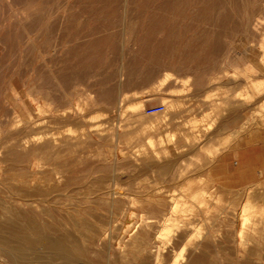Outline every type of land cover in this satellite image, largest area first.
Here are the masks:
<instances>
[{
  "label": "rangeland",
  "instance_id": "1",
  "mask_svg": "<svg viewBox=\"0 0 264 264\" xmlns=\"http://www.w3.org/2000/svg\"><path fill=\"white\" fill-rule=\"evenodd\" d=\"M243 1L0 0V226L13 216L20 226L68 229L87 250V264H153L149 249H116L123 222L139 220L151 251L160 248L159 264H170L186 243L183 264L196 258L200 264H264V0ZM171 103L175 136L169 139L179 152L168 146L169 155L162 151L160 160H146L140 124L165 116ZM160 106L164 112L146 113ZM34 136L58 145L42 171L35 157L6 155ZM68 136L84 145L57 154ZM195 138L200 141L193 146ZM121 155L126 157L116 161ZM145 161L155 167L141 170ZM48 170L62 172L60 186L44 199L28 195L38 184L20 182ZM114 173L128 176L120 182L124 195L113 203L97 179ZM202 190L209 191L207 204L199 206L189 197ZM171 196L193 213H181V206L180 215L173 214L180 229L169 234V243L157 238ZM247 199L260 225L254 219L243 247L235 215ZM102 227L112 228L108 259L107 246L99 244ZM6 260L0 263L15 264Z\"/></svg>",
  "mask_w": 264,
  "mask_h": 264
},
{
  "label": "bare ground",
  "instance_id": "2",
  "mask_svg": "<svg viewBox=\"0 0 264 264\" xmlns=\"http://www.w3.org/2000/svg\"><path fill=\"white\" fill-rule=\"evenodd\" d=\"M243 1V0H242ZM251 1V0H250ZM260 1V0H259ZM244 2V1H243ZM69 4V3H68ZM244 4V3H243ZM246 5V4H245ZM244 5V6H245ZM65 8V7H64ZM243 8V7H242ZM246 14L248 15V13L246 12ZM245 16V15H243ZM259 16V15H258ZM246 17V16H245ZM244 18V17H243ZM249 18V17H248ZM239 19V18H238ZM251 20V19H250ZM243 21V20H242ZM248 22V20H247ZM244 23V22H243ZM125 24V23H124ZM249 24V22L247 23ZM242 26V25H241ZM245 33V32H244ZM244 36V35H243ZM245 37V36H244ZM242 37V38H244ZM245 39V38H244ZM34 49V48H33ZM37 49V48H36ZM216 50V49H215ZM242 50V49H241ZM52 52V51H51ZM243 52V50H242ZM239 54V53H238ZM111 55V54H110ZM229 55V53H228ZM228 57V56H227ZM263 61V60H262ZM124 63V62H122ZM122 68V67H121ZM255 68V67H254ZM260 70V68H259ZM263 70V69H262ZM168 76V75H167ZM115 78V77H114ZM166 78V77H165ZM164 78V82H160L159 86L161 87V85H163L166 80ZM111 80V79H110ZM15 81V80H14ZM16 82V81H15ZM34 88V87H33ZM120 91V90H119ZM39 92V90L36 91V93ZM29 93V92H28ZM31 93V92H30ZM32 94V93H31ZM43 96V95H42ZM41 96V97H42ZM45 97V96H44ZM87 98V97H86ZM15 99V98H14ZM33 99V98H32ZM46 99V98H45ZM44 99V100H45ZM84 99V98H83ZM102 99V98H101ZM47 100V99H46ZM95 100V99H94ZM166 100V99H165ZM6 101V100H5ZM16 101V99H15ZM35 101V100H33ZM89 102V101H87ZM17 103V102H16ZM25 103V102H24ZM85 103V102H84ZM18 104V103H17ZM26 104V103H25ZM86 104V103H85ZM90 104V103H89ZM97 104V103H95ZM110 104V103H109ZM140 104V103H139ZM32 105V104H31ZM30 105V106H31ZM87 105V104H86ZM168 105V104H167ZM18 106V105H17ZM141 106V105H140ZM137 105H135L132 110L136 112V109L138 107H140ZM143 106V105H142ZM20 107V106H19ZM24 107V106H23ZM176 106H174L173 103L169 104L168 107H167V114L163 117H161L160 119H154V120H143L140 124V133L142 135V137H139V141L140 142H143V147L144 149H141V155L143 156V158H145L146 160H150L151 159H154V160H160L161 158V153L162 151H164V155H169V151H167V149L169 148L168 146H172V147H175V145L177 144H173L171 139H169L170 137L172 136H175V134H172V131H171V128H172V125L174 124L172 121L174 120V113L176 112ZM83 108V107H82ZM134 108H136L134 110ZM141 108V107H140ZM138 108V110L140 109ZM29 109V108H28ZM22 110V109H21ZM32 110V109H31ZM79 110L80 107H79ZM35 111V110H34ZM30 112V111H29ZM33 112V111H32ZM82 112V111H81ZM138 112V111H137ZM35 113V112H33ZM46 113V112H45ZM29 114V113H28ZM31 114V112H30ZM29 114V115H30ZM36 114V113H35ZM34 114V115H35ZM33 115V116H34ZM38 115V114H37ZM138 115V114H137ZM15 116V115H14ZM17 116V115H16ZM20 117V116H19ZM33 118V117H32ZM38 118V117H37ZM29 119V118H28ZM91 119V118H90ZM30 121V120H29ZM3 122V121H2ZM21 122V120H20ZM23 122V121H22ZM7 123V122H5ZM16 123V121H15ZM29 123V122H28ZM89 123V122H88ZM21 124V123H20ZM27 124V123H26ZM35 124V123H34ZM39 123L35 124V125H38ZM4 125V123L2 124ZM19 125V123H18ZM34 125V126H35ZM40 125V124H39ZM197 125V124H196ZM125 126V125H124ZM124 126H121V127H124ZM36 127V126H35ZM45 128V127H44ZM120 127H118L117 129H119ZM135 128V127H134ZM196 128V127H195ZM18 129V128H17ZM128 129H129V124H128ZM138 129V128H137ZM194 129V128H193ZM2 130V129H1ZM19 130V129H18ZM123 130V129H122ZM209 130V128H208ZM6 131V130H5ZM17 131V130H16ZM15 131V133H16ZM44 131V130H43ZM82 131V130H81ZM126 131V130H125ZM17 132H20V131H17ZM41 132V131H39ZM4 133V132H3ZM52 133V132H51ZM76 133V132H75ZM139 133V132H138ZM139 133V134H140ZM44 134V133H43ZM65 134V133H64ZM166 134V135H165ZM199 134V132H198ZM12 135V134H10ZM26 135V134H24ZM34 135V134H33ZM42 135V134H41ZM53 135V134H52ZM55 135V134H54ZM59 135V134H58ZM61 135V134H60ZM144 135V136H143ZM31 136V135H30ZM73 136V135H72ZM83 136V135H82ZM85 136V135H84ZM9 137V136H7ZM19 137V136H18ZM22 137V135H21ZM27 137V136H26ZM35 137V136H34ZM27 139L25 138V140H23V142H19L18 144H14L13 146L10 147V149L8 150L7 152V156H12L14 159H17L18 161H23V160H26L27 158H30V157H35L36 158V168L38 169H42L44 170V167L46 165V162L48 160H50L53 156V151L54 149H57L58 145H55L53 142H43L41 144V141L43 138L40 139L39 138V141L38 139ZM47 137V136H46ZM55 137L54 136V140H55ZM65 137V136H64ZM64 137H63V140L61 141V144L59 145L60 149L56 150V153L57 154H60L61 152H64L66 150H70L74 147H78V146H82L84 145V142L81 141V139L79 138H75L73 140H71L68 136V140H64ZM58 138V136H57ZM22 139V138H21ZM24 139V138H23ZM129 139V138H128ZM131 139V137H130ZM196 139V138H195ZM13 140V139H12ZM11 140V141H12ZM45 140H47V138H45ZM49 140V139H48ZM6 141V140H5ZM53 141V140H52ZM200 139H196L193 141L192 145L194 146L195 144L199 143ZM60 142V141H59ZM58 142V143H59ZM127 142V141H126ZM9 144V142H8ZM7 144V145H8ZM142 144V143H141ZM140 144V146H141ZM5 145V144H4ZM168 147V148H167ZM76 150V149H75ZM2 151V150H1ZM7 151V150H6ZM52 151V152H51ZM140 151V149H139ZM174 151L175 152H179V148L175 147L174 148ZM122 152V151H121ZM173 152V151H172ZM2 154V153H1ZM72 154H73V151H72ZM119 155V154H118ZM140 155V156H141ZM182 155V154H181ZM128 156V155H127ZM126 157V155H121V157L116 160V161H119V160H123V158ZM129 157V156H128ZM58 158V157H57ZM78 158V157H77ZM81 158V157H80ZM79 158V159H80ZM167 158V157H166ZM76 159V158H75ZM144 159V160H145ZM56 160V159H55ZM54 160V161H55ZM6 161V160H4ZM52 161V160H50ZM59 161V160H58ZM149 161V162H150ZM176 161V160H175ZM53 162V161H52ZM139 162V160H138ZM163 162V161H161ZM160 162V163H161ZM18 163V162H17ZM57 163V162H55ZM60 163V162H59ZM141 163V162H140ZM154 163V162H153ZM53 164V163H52ZM116 164V163H115ZM177 164V163H176ZM131 165V164H130ZM1 166V165H0ZM35 166V165H34ZM116 166V165H114ZM135 166V165H134ZM133 166V167H134ZM59 167V166H58ZM129 167V166H128ZM155 165L153 164H149L145 161V163L142 164L141 166V170H145V169H151V168H154ZM160 167L162 168H167V167H170V164H164V165H161ZM177 167V166H176ZM4 168V167H3ZM35 168V169H36ZM53 168V167H52ZM55 169V168H54ZM135 169V167H134ZM28 170V169H27ZM62 170V168H61ZM1 171V170H0ZM37 171V170H36ZM40 171V170H39ZM56 171V170H55ZM60 171V170H59ZM70 171V170H69ZM133 171V169H132ZM2 172V171H1ZM30 172V171H29ZM116 172V171H115ZM31 173V172H30ZM62 173L61 171L60 172H44L41 173V177L40 178H31V177H28L27 180H23L21 181L20 183H23V184H34L33 186H35V183L38 184L37 187L35 188H32V191L31 192H28L27 194L32 196V197H40L41 199H44L45 197H47L51 190H53L54 188H57L60 186V183H62V179L63 177L61 175L63 174H60ZM104 173V172H103ZM123 173V172H122ZM135 174V172H133ZM138 173H139V170H138ZM120 174V173H119ZM146 174V173H145ZM20 175V174H19ZM31 175V174H30ZM17 176V175H16ZM22 176V175H21ZM35 176V175H34ZM128 176V175H126ZM125 175L124 176H121V175H118L116 173H114L109 180H105V179H102V178H98V188H100V190H104L105 192L103 193V197H107L108 199H110L113 203L115 202V200L118 198V197H122L124 195V193L121 191V185H120V182L121 180L124 181V179H127ZM25 177V176H24ZM27 177V176H26ZM22 178V177H21ZM1 179V178H0ZM5 179V178H4ZM95 179V178H94ZM107 179V178H106ZM21 180V179H20ZM73 180V179H71ZM89 180V179H88ZM2 181V180H1ZM11 181V179H10ZM87 182V181H86ZM4 185V184H3ZM9 186V185H8ZM21 186V185H20ZM103 186V187H102ZM256 186V185H255ZM78 190L80 187H77ZM76 188V189H77ZM252 188V187H251ZM20 189V187H19ZM18 189V190H19ZM17 190V189H16ZM29 190V189H28ZM249 190V189H248ZM247 190V191H248ZM70 191V190H69ZM86 191V190H85ZM17 192V191H16ZM27 192V191H26ZM189 192V191H188ZM199 192V191H198ZM209 192V191H208ZM208 192L202 190L200 193H192L191 196L189 197V199L193 202L196 201L197 204L202 205H206L207 204V196H208ZM249 192V191H248ZM10 193V192H9ZM60 194V193H59ZM64 195H66L65 193H62ZM72 194V193H71ZM21 195V194H20ZM56 196V193L54 194ZM83 195V193H82ZM81 195V196H82ZM91 195H95V194H91ZM250 195V193H249ZM11 196V195H10ZM50 196V195H49ZM60 196V195H59ZM70 197V195H68ZM75 197H77L76 195H74ZM85 196V195H84ZM134 196V195H133ZM29 197V196H28ZM58 197V196H57ZM62 197V195H61ZM79 197V195H78ZM77 197V198H78ZM88 197V196H87ZM127 197V196H126ZM182 197V196H181ZM181 197L179 199H181ZM12 198V196H11ZM52 198V197H51ZM50 198V199H51ZM54 198V197H53ZM59 198V197H58ZM74 198V197H73ZM91 198V197H90ZM130 198V197H129ZM134 198V197H133ZM183 198V197H182ZM210 199V196L208 197ZM184 199V198H183ZM183 199H181L183 201ZM188 199V198H187ZM18 200V199H16ZM172 201V196H171V199ZM248 200V199H247ZM55 201V200H54ZM52 201V202H54ZM61 201V200H60ZM136 201V200H135ZM170 201V202H171ZM3 202V201H2ZM19 203V202H18ZM67 203V202H66ZM70 205H73L71 202H68ZM74 203V202H73ZM78 203V202H77ZM142 203V202H141ZM163 203V202H162ZM20 204V203H19ZM29 204V203H28ZM36 203H31V205L33 207H36L38 209L40 208H44V207H40L38 204ZM55 204V203H54ZM194 204V203H193ZM63 205V204H62ZM95 205V203H94ZM133 205V204H132ZM136 205V204H135ZM154 205V204H152ZM182 205H185L186 204L183 202H181L180 200H177V199H173L172 201V205L170 206L171 209H170V212L168 214L165 215V217L163 218V222H162V225L160 227V231L158 233L159 237L157 238V240L161 239V237H166L165 239H167L168 237L170 238L172 233H176V231H179L180 229V224L178 225V222H180L179 220H177V218L175 217V219L173 218V214L178 213L179 211V208L182 206ZM69 206V205H68ZM78 206V205H77ZM98 206V205H96ZM134 206V205H133ZM156 206V205H155ZM189 206V204H188ZM17 207V206H16ZM23 207V205H22ZM112 207V206H111ZM154 207V206H153ZM184 207V206H182ZM187 207V206H186ZM184 207L183 208V211L182 209L180 210L181 213L185 212L184 209L186 208ZM256 207V206H254ZM18 208V207H17ZM75 208V207H74ZM88 208V207H87ZM129 208V207H127ZM193 208V207H192ZM191 208V209H192ZM196 208V207H195ZM69 209V207L67 208ZM187 209V208H186ZM185 209V210H186ZM190 209V207H189ZM190 209V210H191ZM253 205L250 203V200H248V202L246 204H244V206L239 210L237 211L238 213L235 215L237 216V221L236 223H238V229H237V235H238V238L240 241L236 242L239 243L241 246H245L247 244L246 242V238L248 236V233L246 232L247 229L249 227H253V225L255 224L254 223V219H253V215H252V212H253ZM48 210V209H47ZM53 210V209H52ZM52 210L50 212H52ZM65 210V209H64ZM76 210V209H75ZM74 210V211H75ZM84 210V209H83ZM193 210V209H192ZM191 210V212L189 211L188 212V209L186 211L185 214H188V213H193ZM258 210V209H256ZM260 210V209H259ZM264 210V209H262ZM16 211V210H15ZM14 211V212H15ZM29 211V210H28ZM41 211V209L39 210ZM44 211V210H43ZM79 211V210H78ZM169 211V210H168ZM255 211V210H254ZM8 212V211H7ZM13 212V214H14ZM24 212V211H23ZM25 212H26V209H25ZM56 212V210H55ZM68 212V211H67ZM165 212V211H164ZM259 212V211H258ZM10 213V212H9ZM28 213V212H27ZM54 213V212H53ZM71 213V212H70ZM140 213V212H139ZM254 213H257V212H254ZM17 214V213H16ZM43 214V213H42ZM55 214V213H54ZM103 214V213H102ZM101 214V215H102ZM124 214V213H123ZM130 214V213H129ZM176 214V216H177ZM264 214V213H263ZM35 215V214H34ZM45 215V214H44ZM68 215V213H67ZM66 215V216H67ZM91 215V214H90ZM116 215V214H114ZM180 215V214H179ZM260 215V214H259ZM255 216L256 218H258V216ZM21 216V215H20ZM51 216V215H50ZM113 216V215H112ZM262 216V215H261ZM259 216V218L261 217ZM1 217V215H0ZM11 217V222L9 221L6 226H0V258L3 259H7L9 261H13L15 264H87L85 262V259H84V254H85V251L87 250H84V248L82 247V245L80 244L77 236L70 230L66 229L64 231L60 230V232L56 231L52 226L48 225L46 226V229H43L41 225H39L38 223L36 222H31L29 223L28 226H20L17 224V222L13 223L14 220L13 219V216H9ZM16 217H18L16 215ZM22 217V216H21ZM92 217V216H90ZM114 217V216H113ZM121 217V216H120ZM135 217V215H134ZM140 217V216H139ZM182 218V216H180ZM179 217V218H180ZM264 218V215L262 216ZM261 217V218H262ZM15 218V217H14ZM95 218V217H94ZM116 218V217H115ZM128 218V216H127ZM184 218V217H183ZM187 218V217H186ZM260 219L261 222H263L264 220ZM55 219V218H54ZM119 219V218H118ZM117 219V220H118ZM134 219V218H133ZM19 220V219H18ZM21 220V219H20ZM64 220V219H63ZM62 220V221H63ZM100 220V219H99ZM120 220V219H119ZM127 220V219H126ZM125 220V221H126ZM136 220V219H135ZM4 221V219H3ZM17 221V220H16ZM23 221V220H22ZM37 221V220H36ZM68 221V220H67ZM122 221V220H121ZM123 222L124 225L121 229V232H122V236L124 237L125 234H127V239L124 241H122V238H121V241L115 243L118 247L116 249H118L120 252H122V254H125L124 251H126V248H139V251H143V252H147L148 249L150 250L149 252L153 254V264H159L160 263V258H161V254H160V248H157L156 247V251H154L155 249H153V251H151L150 249V246H151V243L149 241H147L140 233H139V229L141 228V223L136 221L135 223L133 222V220H128L126 222ZM149 221V220H148ZM256 221V219H255ZM88 222V221H87ZM86 222V223H87ZM114 222V221H113ZM257 222V221H256ZM260 222V221H259ZM259 222H257V224H259ZM24 223V222H23ZM22 222L20 224H23ZM89 223V222H88ZM87 223V224H88ZM98 223V222H97ZM107 223V222H105ZM116 223V222H114ZM43 224V223H42ZM49 224V223H48ZM109 224V223H108ZM153 224V223H152ZM26 225V224H25ZM89 225V224H88ZM92 225V224H91ZM150 225V224H149ZM252 225V226H251ZM260 225V224H259ZM262 225V224H261ZM54 226V225H53ZM77 226V225H76ZM185 226V225H184ZM79 227V226H78ZM95 227V226H93ZM93 227H91L92 229H94ZM202 227V226H201ZM152 228V226H151ZM184 228V227H183ZM200 228V227H198ZM80 230V228H78ZM87 229V227H86ZM85 229V230H86ZM90 229V227L88 226V230ZM91 229V230H92ZM114 229L118 230L117 227H115ZM154 229V228H152ZM254 229L257 230L256 227H254ZM253 229V231H254ZM73 230V229H72ZM87 230V231H88ZM120 230V229H119ZM188 230V229H187ZM199 230V229H198ZM198 230H196L197 232H199ZM252 230V229H251ZM259 230V229H258ZM202 231V230H201ZM200 231V233H201ZM204 231V230H203ZM206 231V230H205ZM249 231V230H248ZM251 231V232H253ZM91 232V231H90ZM181 232V231H180ZM257 232V231H256ZM112 233V228L110 229H107L106 227H102L100 229V235H98V237L100 236L101 239L99 240V244L101 246H104V244L107 246L108 248V251H107V259H108V255L111 254V249H112V246H110L109 244V240L112 239L111 237V234ZM199 233V234H200ZM169 234H171L169 236ZM198 234V235H199ZM250 234V233H249ZM252 234V233H251ZM157 235V236H158ZM210 235V234H209ZM253 235V234H252ZM251 235V236H252ZM97 236V235H96ZM201 236V234H200ZM203 236V235H202ZM250 236V237H251ZM254 236V235H253ZM174 237V236H172ZM171 237V238H172ZM88 238V237H87ZM169 238L167 239V241L170 243L169 241ZM170 238V239H171ZM236 238V237H235ZM255 239V237H253ZM86 239V238H85ZM84 239V240H85ZM156 239V238H155ZM163 239V241L165 242L166 240ZM237 239V238H236ZM88 240V239H87ZM251 241L250 242H254L252 239H250ZM264 240V239H263ZM83 241V240H82ZM89 241V240H88ZM162 241V239H161ZM248 241V240H247ZM87 242V241H86ZM111 242V241H110ZM156 242V241H155ZM246 242V244H245ZM256 242V241H255ZM259 242V241H258ZM257 242V243H258ZM98 243V242H97ZM163 243V242H162ZM203 243V241H202ZM260 243V242H259ZM258 243V245H259ZM163 244H166L167 245V242L163 243ZM162 244V245H163ZM204 244V243H203ZM238 245V244H237ZM235 245V246H237ZM85 246V245H84ZM165 245H163L164 247ZM160 247V246H159ZM188 247V244H184L180 249L179 251L177 252L176 255H174V257L172 258V261L170 262V264H183V262L185 261L186 263V259L185 258V252L188 250L187 249ZM206 247V245H205ZM259 247V246H258ZM93 248V247H92ZM99 248V247H98ZM162 249V248H161ZM236 249V248H235ZM240 249V248H239ZM105 250V249H104ZM138 250V249H137ZM199 250V249H198ZM244 250V249H243ZM90 251V250H89ZM103 251V250H102ZM101 251V252H102ZM250 251V250H249ZM227 252V251H226ZM225 252V253H226ZM238 252H241L240 250ZM140 253V252H139ZM242 253V252H241ZM256 253V252H255ZM253 254L251 252V254H253V256H255L256 254ZM106 254V253H105ZM142 254V253H141ZM121 255V254H120ZM127 255V254H126ZM129 255V254H128ZM133 255V254H132ZM197 257L199 254H196ZM241 255V254H240ZM240 255L238 256V259H240ZM130 256V255H129ZM151 256V255H150ZM192 256V255H191ZM200 256V255H199ZM243 256V255H241ZM259 256V255H257ZM256 256V257H257ZM87 257V256H86ZM118 257V256H117ZM123 257V256H122ZM121 257V258H122ZM188 257V256H187ZM210 257V256H209ZM237 257V256H236ZM88 258V257H87ZM205 258V257H204ZM217 258V257H216ZM244 258H245V254H244ZM262 259V257H260ZM120 259V258H119ZM128 259V258H126ZM126 259H123L126 260ZM202 259V258H201ZM242 259V258H241ZM256 259V258H255ZM6 260V261H7ZM260 261V259H257ZM5 261V260H4ZM92 261V260H91ZM113 261V260H112ZM118 261V260H117ZM130 262V260H127ZM202 260L196 258L194 260L191 261L190 264H200ZM108 262V261H107ZM125 262V261H124ZM140 262V261H139ZM92 263V262H91ZM101 263V262H100ZM142 263V262H141ZM261 263V262H260ZM1 264V263H0ZM125 264V263H124ZM142 264H148L146 262H143ZM228 264V263H227ZM263 264V263H262Z\"/></svg>",
  "mask_w": 264,
  "mask_h": 264
},
{
  "label": "built area",
  "instance_id": "3",
  "mask_svg": "<svg viewBox=\"0 0 264 264\" xmlns=\"http://www.w3.org/2000/svg\"><path fill=\"white\" fill-rule=\"evenodd\" d=\"M164 107L163 106H160V107H156V108H151L149 110H147V114L148 115H154V114H160L162 112H164Z\"/></svg>",
  "mask_w": 264,
  "mask_h": 264
}]
</instances>
